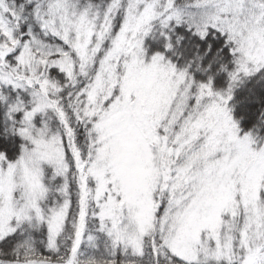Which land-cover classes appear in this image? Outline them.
Here are the masks:
<instances>
[{
  "label": "snow or ice",
  "instance_id": "obj_1",
  "mask_svg": "<svg viewBox=\"0 0 264 264\" xmlns=\"http://www.w3.org/2000/svg\"><path fill=\"white\" fill-rule=\"evenodd\" d=\"M0 264H264V0H0Z\"/></svg>",
  "mask_w": 264,
  "mask_h": 264
},
{
  "label": "trees",
  "instance_id": "obj_2",
  "mask_svg": "<svg viewBox=\"0 0 264 264\" xmlns=\"http://www.w3.org/2000/svg\"><path fill=\"white\" fill-rule=\"evenodd\" d=\"M246 95L245 91L239 90L236 94V100H242L243 97ZM258 107L257 104H248V103H241L238 105L236 110V115H240L245 111H248V114L252 116V112ZM254 118V117H253Z\"/></svg>",
  "mask_w": 264,
  "mask_h": 264
}]
</instances>
